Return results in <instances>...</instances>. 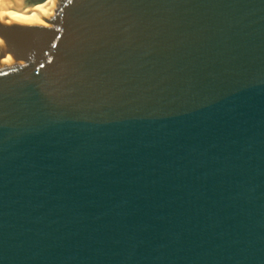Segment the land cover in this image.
<instances>
[{"label":"water","instance_id":"water-1","mask_svg":"<svg viewBox=\"0 0 264 264\" xmlns=\"http://www.w3.org/2000/svg\"><path fill=\"white\" fill-rule=\"evenodd\" d=\"M0 264H264V0H0Z\"/></svg>","mask_w":264,"mask_h":264},{"label":"bare ground","instance_id":"bare-ground-1","mask_svg":"<svg viewBox=\"0 0 264 264\" xmlns=\"http://www.w3.org/2000/svg\"><path fill=\"white\" fill-rule=\"evenodd\" d=\"M23 0H3V8L7 10V12H10V10L18 6Z\"/></svg>","mask_w":264,"mask_h":264}]
</instances>
